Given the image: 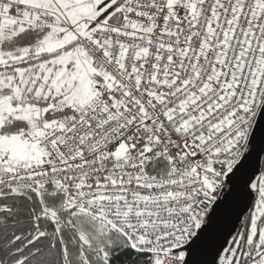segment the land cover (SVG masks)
I'll list each match as a JSON object with an SVG mask.
<instances>
[{"label":"snow or ice","instance_id":"snow-or-ice-1","mask_svg":"<svg viewBox=\"0 0 264 264\" xmlns=\"http://www.w3.org/2000/svg\"><path fill=\"white\" fill-rule=\"evenodd\" d=\"M0 264H264V0H0Z\"/></svg>","mask_w":264,"mask_h":264}]
</instances>
